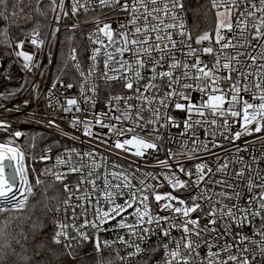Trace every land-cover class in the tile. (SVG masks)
<instances>
[{
  "label": "built area",
  "instance_id": "1",
  "mask_svg": "<svg viewBox=\"0 0 264 264\" xmlns=\"http://www.w3.org/2000/svg\"><path fill=\"white\" fill-rule=\"evenodd\" d=\"M210 5L230 26L194 36L185 0H53L19 41L0 145L51 138L57 243L100 264H264V0Z\"/></svg>",
  "mask_w": 264,
  "mask_h": 264
},
{
  "label": "trees",
  "instance_id": "2",
  "mask_svg": "<svg viewBox=\"0 0 264 264\" xmlns=\"http://www.w3.org/2000/svg\"><path fill=\"white\" fill-rule=\"evenodd\" d=\"M53 0H0V89L16 85L20 76L19 41L45 32ZM191 35L215 29L210 0H185ZM84 30L62 31L54 68L67 65V52ZM4 139L0 137V141ZM51 138L28 129L19 142L26 159L30 193L26 204L17 209H0V264H100L103 254L89 244L65 246L54 240V210L63 197L60 186L49 181L47 170L38 160Z\"/></svg>",
  "mask_w": 264,
  "mask_h": 264
},
{
  "label": "water",
  "instance_id": "3",
  "mask_svg": "<svg viewBox=\"0 0 264 264\" xmlns=\"http://www.w3.org/2000/svg\"><path fill=\"white\" fill-rule=\"evenodd\" d=\"M0 147V201L10 202L15 199H23L25 201L28 196L29 180L26 171L21 167V163L19 164V158L21 157L22 159L21 153L13 146L0 145ZM2 152L11 154L9 165H7L8 161H4V163L1 161V157L7 159L6 155H2ZM8 173H10V176H8ZM19 190L22 191L19 192ZM0 206L10 207V205Z\"/></svg>",
  "mask_w": 264,
  "mask_h": 264
},
{
  "label": "rangeland",
  "instance_id": "4",
  "mask_svg": "<svg viewBox=\"0 0 264 264\" xmlns=\"http://www.w3.org/2000/svg\"><path fill=\"white\" fill-rule=\"evenodd\" d=\"M231 16H232V10L229 9V8H223V9L216 10L215 13H214V26H215V28H227V27H229L230 23H231ZM16 52H19L18 46H16ZM7 141H12V140L8 138ZM18 148L22 152L21 147H20L19 144H18ZM22 155H23V157H22V159H23V167H24V170L26 171V159H25V155H24L23 152H22ZM20 163H21V167H22L21 157L19 158V164ZM29 193H30V183H29L28 196H29ZM28 196H27L25 201H23V199H19V202H17L13 206H10V207L9 206L8 207L0 206V209H17V208H21V207H23L26 204V202L28 200ZM0 205H2V204H0Z\"/></svg>",
  "mask_w": 264,
  "mask_h": 264
},
{
  "label": "bare ground",
  "instance_id": "5",
  "mask_svg": "<svg viewBox=\"0 0 264 264\" xmlns=\"http://www.w3.org/2000/svg\"><path fill=\"white\" fill-rule=\"evenodd\" d=\"M1 148V147H0ZM0 153H1V151H0ZM1 155V154H0ZM2 155H6V157H7V159L6 158H3V157H1L2 158V162L4 163V161H8V163H7V165H9L10 164V162H9V158H11V154L10 153H8V154H5V153H3L2 152ZM22 160V159H21ZM18 162V161H17ZM15 167H16V165L14 166V169H15ZM11 173V172H10ZM10 173H8V176H10ZM22 190H19V192H21ZM17 202H19V199H15V200H13V201H10V202H7V201H5V200H1L0 201V204H2V205H10V206H13L14 204H16ZM19 204V203H18Z\"/></svg>",
  "mask_w": 264,
  "mask_h": 264
}]
</instances>
